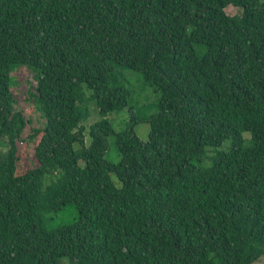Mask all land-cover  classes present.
<instances>
[{"label":"trees","instance_id":"trees-1","mask_svg":"<svg viewBox=\"0 0 264 264\" xmlns=\"http://www.w3.org/2000/svg\"><path fill=\"white\" fill-rule=\"evenodd\" d=\"M119 69L155 113L137 115ZM121 111L115 130L107 115ZM70 204L76 220L47 229ZM263 254L264 0H0V264Z\"/></svg>","mask_w":264,"mask_h":264},{"label":"rangeland","instance_id":"rangeland-1","mask_svg":"<svg viewBox=\"0 0 264 264\" xmlns=\"http://www.w3.org/2000/svg\"><path fill=\"white\" fill-rule=\"evenodd\" d=\"M225 11L231 15L238 13V9L234 6H227ZM24 68L25 67L17 68L13 72L18 83L16 84V86L14 85V83H12L11 85V89L13 93H16L18 95V100L22 106L28 103L27 101L24 100V97L26 96L25 92H27L29 85L24 80L25 78H27V81H30L29 78L30 76L26 77L28 76L29 72L28 70L27 71L24 70ZM117 82L129 88L132 91L133 99H135L138 106L140 107L145 106L144 108H140L137 110V115H139L140 118H147L150 114L155 113L156 109L153 107H149V105L156 102L155 94L152 93L150 90L144 91L146 87L141 86L140 76L137 73L129 72L127 69H119V73H117ZM132 104L135 105L134 103ZM34 119L35 117L32 116V122L35 123L36 120L34 121ZM107 119L110 121V123L112 124L115 130H121L124 126H126V121L128 120V114L127 111L113 112L107 115ZM93 121H94V116L89 117V119L86 122V125L92 123ZM134 130L136 132V135L141 140L143 141L147 140L149 125L146 122H140L138 124H135ZM243 137L249 138L247 133H244ZM244 145L249 146L247 140H245ZM1 148L3 151H5L6 144L2 145ZM105 158L111 162H117L120 158L119 153L115 150L114 146L112 145V139L109 140V148L105 153ZM76 218H77V211L74 208V206L70 204L67 205L62 211H60L57 217L51 222H49L46 226L47 229L51 230L60 225L71 224L76 220ZM252 264H264V254Z\"/></svg>","mask_w":264,"mask_h":264}]
</instances>
